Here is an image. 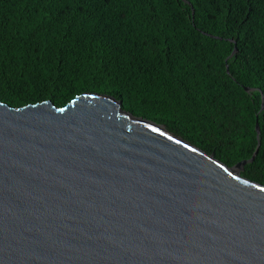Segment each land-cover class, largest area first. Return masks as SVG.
<instances>
[{
  "label": "water",
  "instance_id": "water-1",
  "mask_svg": "<svg viewBox=\"0 0 264 264\" xmlns=\"http://www.w3.org/2000/svg\"><path fill=\"white\" fill-rule=\"evenodd\" d=\"M256 153L227 165L107 94L0 101V264H264Z\"/></svg>",
  "mask_w": 264,
  "mask_h": 264
},
{
  "label": "trees",
  "instance_id": "trees-1",
  "mask_svg": "<svg viewBox=\"0 0 264 264\" xmlns=\"http://www.w3.org/2000/svg\"><path fill=\"white\" fill-rule=\"evenodd\" d=\"M83 92L264 184V0H0V101Z\"/></svg>",
  "mask_w": 264,
  "mask_h": 264
},
{
  "label": "rangeland",
  "instance_id": "rangeland-1",
  "mask_svg": "<svg viewBox=\"0 0 264 264\" xmlns=\"http://www.w3.org/2000/svg\"><path fill=\"white\" fill-rule=\"evenodd\" d=\"M243 168V167H242ZM240 173H241V170H240Z\"/></svg>",
  "mask_w": 264,
  "mask_h": 264
}]
</instances>
